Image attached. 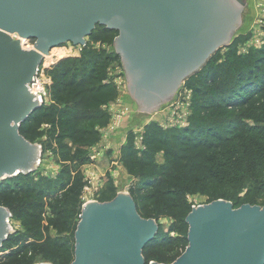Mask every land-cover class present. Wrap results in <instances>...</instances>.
<instances>
[{"label": "rangeland", "instance_id": "rangeland-1", "mask_svg": "<svg viewBox=\"0 0 264 264\" xmlns=\"http://www.w3.org/2000/svg\"><path fill=\"white\" fill-rule=\"evenodd\" d=\"M246 3L242 21L247 22L235 31L230 45L217 51L201 71L186 79L171 103L149 116H140L138 104L127 89L122 58H111L113 52L116 53L114 42L118 33L100 27L86 39V51L82 46L69 43L50 52L52 57L45 59L41 66L38 83L45 90L44 105L56 106L58 111L62 108L66 114L41 120L29 131L33 142L44 147V153L37 172L19 182L25 187L42 189L46 195H0V205L4 206L3 201L15 204V210L25 207L23 204L27 199L31 200L29 212L34 214L30 216L27 211L19 209L17 217L13 216L11 224L16 234L6 249L0 250V264H55L52 260L72 264L75 233L87 204L110 202L119 194L133 199L153 194L155 191L151 188H145L141 194L135 192L145 185L143 176L157 178L178 153L187 156L183 161L177 158V164L181 165H206L205 161L210 159L212 162L217 159L218 163L223 161L222 150L179 146L177 137L194 138L199 131V136L214 144L219 143L221 137L227 139V147L233 149L237 144L242 145L237 138L240 133L233 128L234 125H254L257 122L261 128L264 126V0H247ZM24 45L32 49L34 41ZM246 81L257 84L261 81L263 90L258 94L246 92L244 97L248 102L244 105L226 106L223 99L234 87ZM248 87L243 91H248ZM79 101L85 104L87 118L82 119V110L75 107ZM101 112L104 117H100ZM75 129L82 132H75ZM85 130L89 133H83ZM255 143L254 138V150L258 145L264 147ZM106 147L108 150L96 159L94 155ZM131 150L135 156H129ZM237 150L240 153L237 152L236 157L240 159L245 147ZM171 152L175 155L171 156ZM145 153L149 156L140 165L137 161L145 159ZM247 159L250 160L249 156ZM251 166L248 162L240 165L241 182L238 184L226 186L213 182L200 185L197 191L179 201L182 206L170 210L171 215L164 206L155 207L158 213L166 212L167 215L146 219L156 220L160 234L168 236L169 242L163 246L156 242L152 246L150 252L155 258L149 263L173 264L185 253L189 245L186 219L194 208L220 200L234 202L237 198H240L238 208L247 204L264 207V156L258 159L254 171ZM64 173L68 174L67 177ZM61 180L70 183L65 189L58 190L54 186ZM59 205L64 206L62 209L66 215H58ZM74 209L75 215L70 218ZM20 238L22 240H17ZM58 239H71L66 245L74 248V256L50 242ZM29 243H32L30 247L27 246ZM25 246L28 248L24 250ZM17 249L23 251L9 259L6 257L12 251L16 254Z\"/></svg>", "mask_w": 264, "mask_h": 264}, {"label": "water", "instance_id": "water-1", "mask_svg": "<svg viewBox=\"0 0 264 264\" xmlns=\"http://www.w3.org/2000/svg\"><path fill=\"white\" fill-rule=\"evenodd\" d=\"M240 0H0V184L35 173L43 148L20 133L44 104L30 86L50 52L87 45L97 27L118 32L127 89L140 116L171 103L181 84L230 45L243 26ZM34 41L32 49L24 43ZM0 206V249L13 230ZM188 247L173 264H264V207L214 201L188 215ZM134 199L119 194L87 204L75 233L72 264H147L143 252L157 236ZM159 264V263H149Z\"/></svg>", "mask_w": 264, "mask_h": 264}, {"label": "trees", "instance_id": "trees-1", "mask_svg": "<svg viewBox=\"0 0 264 264\" xmlns=\"http://www.w3.org/2000/svg\"><path fill=\"white\" fill-rule=\"evenodd\" d=\"M98 28H100V27H97L96 29H98ZM101 28H104V27H101ZM94 31H93V33H94ZM116 33H118V32H116ZM86 47H84L82 50H85ZM51 57H52V55L50 57L46 58V61L49 60ZM107 57L108 56H106V58ZM111 58H112V60H115V59H119L120 56L113 52V56ZM107 59H110V57H108ZM63 62L64 61H62V63ZM62 63H60V64H62ZM92 71L93 70H91L90 72L95 73V70L93 72ZM63 74L65 75V73H63ZM92 77H94V75ZM241 77H244V76H241ZM85 79L86 78L84 77L83 80H85ZM260 83H261V81L258 84H257V82L252 83V81H246L241 86L234 87L232 89L233 91L230 92V95L227 98L223 99L224 103L227 104L226 106H235L238 104H239V106L244 105L245 103L248 102V98L244 97V94L246 92L250 93V94H252V93L258 94L260 91L263 90L264 87L262 88ZM247 87H248V91H243ZM53 96L55 97V95H53ZM101 103H102V105H101ZM101 103L99 106L102 109V106L104 103L103 99H102ZM84 105L85 104L82 101H79L76 103L75 107H79V110H82V113L84 114L85 110H86V109H84L85 108ZM99 106L97 108H99ZM55 108H56V106H53V105H43L39 110L34 112L33 115L30 117V119L22 125V127L20 129V133L22 134V136L24 138H26V140H28L29 142L36 143V142H33L34 140L31 138V136H30L31 133L29 131L32 130L33 128H35L36 124H38L39 121L48 120L49 118L51 119L53 117V115H56V114H58V115L62 114L63 116H65V114H66L65 110L60 108L58 111ZM94 110L97 113L100 112V109L97 110L96 108H94ZM79 112H81V111H79ZM102 113L103 112L100 113V117L103 116L104 113L103 114ZM94 116L96 117V115H94ZM94 116H91V117H94ZM63 118H65V117H63ZM83 118H87V115L84 114V117H82V119ZM65 120H66V118H65ZM28 125H29V127H27ZM233 128L238 130V132L240 133V135H238L237 138H238V140H240L239 144L242 143V145L237 144V145H235V147H237V148H244L245 147V152L242 153V155H240L241 156L240 159L238 157H236V155L240 153V150H237V148H235V147H233V149L235 148L234 150L231 149L232 147H227L229 145V142H227V139H223V137L219 138V143L214 144L213 142L206 141L201 136H199V131H197L196 135H194V138H190L188 136H184V137H177L176 136L177 137L176 142L179 143L178 144L179 146L180 145H183L186 147L191 146L194 149L204 148V149L209 150L210 148H213V149L222 150L221 152L223 155V159H222L223 161H221V163H218L217 159H215V162H212V159H210L208 162H207V160L205 161L206 165L203 163H201L200 165H181V163L177 164V158H178V161H183L184 159H186L187 156L186 155H179V153H178L175 156L176 158H174L175 160L169 161V163L166 165V168H164L161 172H159V176H157L158 179L152 178V177L150 178L149 176H143V182L145 183V185L143 186V188H139L138 191L135 193L141 194L145 191L144 190L145 188H151L155 192L153 194H150V195L141 196V197H139V199L134 198V201L137 205L138 212L141 215V217L146 219V218L155 217V216L159 217L158 215H161V214L167 215L166 212H163V213L157 212L158 209L155 207H162V206H164L165 210L169 211L168 214L171 215L170 210H174V209H177L178 207L182 206V205H180L179 201L184 200V198L186 197L187 194L197 191L198 190L197 188H200V185L207 186L208 183L216 182L217 184L223 183L226 186H230L232 184L240 183L241 182L240 169H242V167H240V165H242L243 163L248 162L249 164H251L252 166L250 167V169L252 171H254V166H258V159L262 158L264 156V147L262 145H258L257 149L255 148V150H254V138L257 141V143H255V144H263L264 145V126L261 128V126L258 125L257 122H255L254 125L240 124L239 126L234 125ZM73 130L74 129H72V131ZM75 132H82V131L79 129H75ZM195 132L196 131H193V133H195ZM83 133L86 134L89 132H87L85 130V131H83ZM256 137H260V139L256 138ZM247 138H248V141H246ZM43 149H44V147H43ZM128 152H129L128 154L130 157L135 156L134 155L135 152H133L132 150L128 151ZM237 152H239V153H237ZM43 153H44V151H43ZM147 155H148V153H145V155H144L145 159H143V158L138 159L137 162L140 165L141 164L143 165L145 163V160L147 159L146 158ZM172 155H175V153L171 152V156ZM254 155L256 156V159H254ZM248 156L250 158L249 161L247 159ZM226 170H229V171L227 172ZM195 172H197L196 176L193 177ZM33 174H29V175L20 174L17 177L10 178V179L3 181L0 184V195H3L4 193H10V194H15V195H20V196H27L28 194H35V195H38L39 197H44L46 194L44 193V191L42 189L37 190L35 187H31L29 185H27V187H25V185H21V183L19 182L21 179H25V180L29 179ZM64 174L67 177L68 174L67 173H64ZM204 175H206L205 178L203 177ZM69 183H70L69 180H67V181L61 180V182L56 184V186H54V187L57 188L58 190L65 189L69 185ZM13 184H15V188L13 187L14 186ZM225 196L227 197V195H225ZM176 199H178L177 202L175 201ZM233 199H235V198H233ZM239 200H240V198H237L236 201L231 202L235 208H238V206L240 204ZM252 202L253 201H250L249 203L252 204ZM17 203H19V202H17ZM30 203H32L31 200L27 199V201L24 202V204H23L25 207L21 208L18 206L19 207L18 210L22 209L24 211H27L28 215L34 216V214L29 212V210L32 209V206L28 207ZM75 204H76V201H75ZM3 205H4L3 207L6 206V208H8L12 212L13 216L17 217L16 215H17L18 210H15V209H17V208H15V204L10 205L9 203H5L3 201ZM0 206H2V205H0ZM63 207L64 206L61 207V205H59L58 215H61V216H63V214L66 215L65 209H62ZM24 211H21L23 215H24ZM75 211H76V209H74L73 211L70 212V218L73 215H75ZM67 222H66V224H67ZM14 235H11L8 238V240L4 243L3 247L0 250L6 249V246L12 241V238ZM17 240H22V239L20 238ZM70 240L71 239H66V241H62V240L58 239V240H55V242H53V241H50V242L53 243V246L59 247L60 249L64 250L65 252L74 256V248H69V246L66 245V242L71 243ZM187 241H188V239H187ZM156 242H158L157 244L159 246H163L164 244H167V242H169L168 236H162V234H160V232H158L156 238L149 245H147V247L145 248V250L143 252V255L146 259L147 264H149V262L155 258L154 255L150 252V250L152 249V246H154V244ZM30 245H32V243H29V245H27V246L30 247ZM27 246L23 247V249L26 248ZM23 249L21 251H19L17 249L15 251L16 254H13V251H12V253L7 254L6 257L9 259L10 257H13L14 255L21 253L23 251ZM52 262H54L55 264H63V263H65V260H63L60 263L55 262L53 260H52Z\"/></svg>", "mask_w": 264, "mask_h": 264}, {"label": "built area", "instance_id": "built-area-1", "mask_svg": "<svg viewBox=\"0 0 264 264\" xmlns=\"http://www.w3.org/2000/svg\"><path fill=\"white\" fill-rule=\"evenodd\" d=\"M42 67H43V66H42ZM42 67H41V68H42ZM41 72H42V69H40L39 74H38V76L35 78L34 83L30 86V89H31V91H34V92L37 93V95H38V96L40 97V99H41V102L44 104V103H45V93H44L45 90H44L43 87L40 85V83H38V78H39Z\"/></svg>", "mask_w": 264, "mask_h": 264}, {"label": "crops", "instance_id": "crops-1", "mask_svg": "<svg viewBox=\"0 0 264 264\" xmlns=\"http://www.w3.org/2000/svg\"><path fill=\"white\" fill-rule=\"evenodd\" d=\"M105 150H108V148L106 147L105 149L104 148L100 149L99 152L96 155H94V156H96V159L98 157L101 158L103 156Z\"/></svg>", "mask_w": 264, "mask_h": 264}, {"label": "flooded vegetation", "instance_id": "flooded-vegetation-1", "mask_svg": "<svg viewBox=\"0 0 264 264\" xmlns=\"http://www.w3.org/2000/svg\"><path fill=\"white\" fill-rule=\"evenodd\" d=\"M240 2L242 3V4H246V6L245 7H247V0H240ZM86 47V46H85Z\"/></svg>", "mask_w": 264, "mask_h": 264}, {"label": "bare ground", "instance_id": "bare-ground-1", "mask_svg": "<svg viewBox=\"0 0 264 264\" xmlns=\"http://www.w3.org/2000/svg\"><path fill=\"white\" fill-rule=\"evenodd\" d=\"M27 49V48H26ZM51 55H48L46 58L50 57Z\"/></svg>", "mask_w": 264, "mask_h": 264}]
</instances>
